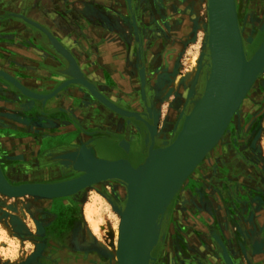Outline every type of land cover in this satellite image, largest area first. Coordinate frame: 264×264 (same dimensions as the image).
<instances>
[{"label": "rangeland", "instance_id": "374dc122", "mask_svg": "<svg viewBox=\"0 0 264 264\" xmlns=\"http://www.w3.org/2000/svg\"><path fill=\"white\" fill-rule=\"evenodd\" d=\"M86 1L83 0V3ZM0 2H8V0H0ZM11 2H19L23 6L27 0H11ZM81 2L77 0L69 3L67 11L77 10L75 5ZM204 2L205 0H129L131 6L137 10L134 12L136 16L131 21L126 10L123 12L118 7L110 8L112 11L110 20L114 23V29L122 33L125 38L123 48L122 45L115 43L114 52L118 54L117 49L124 50L126 57H122L123 59L119 61L132 83L130 86L133 90L132 94L136 93L140 101L137 70L142 68L153 76L148 80L145 89L148 93L147 106L151 108L155 102L159 105V108L152 112L157 114L158 131L165 118L168 123L167 114L171 110L170 104L173 100V104L175 103L176 88L170 82V78L174 75L185 76L196 57L197 72L198 76L200 75V79L196 76L197 83H200L204 70L208 68L204 64L209 63V51L200 57L205 40L204 25L207 21ZM178 19L182 21L181 33L175 32L173 27L176 23L174 26L179 29ZM15 20L21 22L19 19ZM133 20H135L134 24ZM238 21L243 24L239 16ZM131 24L138 27L141 37H134ZM260 31L259 37L255 40L251 41L248 38L247 41V34L244 35L246 39L242 38L248 57L263 40V28ZM172 32L180 36L182 46L173 70L159 74L162 65L159 59L171 58L172 53L177 49L171 40ZM7 34L9 33L5 32V35ZM118 39L116 33L113 41L119 42L121 38ZM254 42L255 45L258 42L259 44L251 53L250 49ZM67 46L80 59L81 66L89 68L91 62L84 63L80 58L82 55L86 56L85 47L79 44ZM74 46H78L81 53L76 52ZM17 55L13 56L14 62H9V65L20 70L29 68L32 72V64L17 60ZM137 55H140V59ZM116 57L113 59L114 65L111 66L114 73L120 72L121 69ZM134 64L136 66L133 67ZM46 77L49 79L50 73ZM102 78L104 84L114 87V90H118L117 93L122 91L118 95L125 97L126 90L118 81ZM253 85L223 138L196 166L172 199L168 206V217H166L167 210L161 215V231H164V237L158 240L151 253L155 257L152 264H199L200 262L258 264L251 255L255 254V249L248 247L250 255H247L238 243L241 239L240 234L243 232L247 234L245 221L253 211L254 202H263L262 198H264V78L262 82L259 79ZM8 96L12 97L11 94ZM191 103V99H188L185 105H182V111L185 112V107ZM11 116L20 115L0 102V164L6 171L11 170L7 173L9 179H12V172L24 171L22 177L11 181L29 178L55 181L76 175L73 173L68 176H55L56 178L46 174L34 176L32 173L39 174L46 165L43 166L41 160L38 161L37 148L33 143L31 149L26 148L27 135L15 134L10 129ZM18 118L23 119V115ZM32 120L39 122L34 118ZM59 167V165L52 166L45 170H59ZM189 180L194 184L192 188H188ZM116 185L108 181L102 185L86 188L76 196L54 200H34L29 196L10 198L0 194V264H54L56 260L66 261L68 264H75L74 261H78V264H115L114 247L120 216L97 189L104 188L109 198L115 201L117 198L112 187H115L121 195L124 193L121 191L123 186ZM80 194L82 197L78 199ZM182 194L185 199L178 206ZM88 207H90L89 218L86 215ZM204 214L209 218L206 219ZM188 218L196 220L199 226L191 223L192 220ZM92 222L96 223V229ZM171 225L174 228L172 230L169 229ZM213 229L218 235L209 233ZM6 247L7 249H4ZM224 254L230 257L231 262L222 259L223 256L220 255Z\"/></svg>", "mask_w": 264, "mask_h": 264}, {"label": "water", "instance_id": "95a60500", "mask_svg": "<svg viewBox=\"0 0 264 264\" xmlns=\"http://www.w3.org/2000/svg\"><path fill=\"white\" fill-rule=\"evenodd\" d=\"M99 1L112 5L110 8L118 7L123 12L126 10L130 21L136 16L134 12L137 10L131 6L129 0ZM10 2L8 0L7 5L0 2V102L18 113V117L23 115V119L11 116L10 129L15 134L27 135L26 148L31 149L32 143L36 146L38 161L41 160L43 166L46 165L45 169L59 165L57 177L73 173L76 176L52 182L13 184L15 181L7 177L11 170L6 171L0 164V194L10 198L29 196L34 200H54L76 196L86 188L108 181L121 185V191L124 192L122 195L112 187L117 198L115 201L109 198L104 188L97 189L120 216L119 258L117 262L115 260V264H152L155 257L151 253L158 240L163 239L164 231L161 235L158 232L157 238L152 240L143 260L141 237L145 224L153 221L163 210H167L168 217V206L182 183L223 138L254 79L258 73L264 71V38L247 59L238 28L235 0H208L210 34H206V23L205 40L200 54V57L206 55L210 49L211 66L207 62L204 64L210 68L214 78L208 119L198 129L188 130V116L183 110L169 136L162 137L163 141L158 143L157 133L166 127L167 119L165 118L158 131L157 114L152 113L147 106L148 93L145 87L148 80L153 78L151 74L146 76L144 69L137 70L140 83L137 90L145 107L141 114L144 118H137L130 110L113 102L104 90L99 89L100 84L88 76V72L98 75L96 69L83 68L76 54L50 28L24 14L10 11ZM71 2L68 1L66 5ZM178 21L179 29L175 28L176 23L173 27L175 32L181 33L182 21ZM132 28L134 37H141L138 27L133 25ZM5 32L9 34L5 35ZM114 33H117V38H121L120 41L123 40V48V34L115 30ZM115 43L118 44V41ZM15 54H18L17 60L32 64V72L29 68L20 70L9 65V62H14ZM103 54L106 52L103 51ZM137 58L140 59V55ZM120 66V72L112 73V80L115 79L114 81L124 87V96L131 104V101H136L135 95L130 93V87L127 90L125 83L130 84L129 86L132 83L123 71L122 64ZM44 69L49 71V79L43 73ZM99 77L102 85L113 89L103 83V76ZM71 90H77L79 94L74 91L69 93ZM179 91L177 89L174 96ZM60 93L70 103L68 107L64 104L61 108H53L52 102ZM87 101L103 106L125 121L113 132L80 140L81 133L90 132L78 125L79 122L70 109L81 107ZM96 110L99 111L97 107ZM56 114L67 118L63 119L66 125L60 127L59 132L56 127L48 126L49 119ZM171 114L169 110L167 115ZM32 118L39 122H34ZM72 124L77 128L70 127ZM93 135L100 133L94 132ZM131 135L134 137L130 138ZM64 140L68 143H64ZM135 142L140 143L143 152V157L138 162H133L129 157ZM109 144H114L124 156L115 159L99 156L98 152L106 153L110 150ZM93 183L96 184L92 185ZM220 256L226 262H231L228 255ZM254 260L262 264L260 260Z\"/></svg>", "mask_w": 264, "mask_h": 264}, {"label": "crops", "instance_id": "0c3cea01", "mask_svg": "<svg viewBox=\"0 0 264 264\" xmlns=\"http://www.w3.org/2000/svg\"><path fill=\"white\" fill-rule=\"evenodd\" d=\"M68 1L76 2L77 0H27V3L25 5L23 4V6L20 5L19 2H10L9 4H11V7L9 10L24 14L28 18L35 19L40 24L50 28L62 42L67 45L79 44L80 46H84L86 49V56L82 55L80 57L82 62L86 63V61H90L91 63L89 66L87 65L90 70L96 69L99 76L106 77L108 81H110V79L112 80L113 71L111 70V66L114 57L120 55L118 57L120 60L126 57V54L121 48L117 49L118 54L114 52V50H116L115 42L113 41L115 29L113 21L110 20V15L112 14L110 5L104 1L100 2L99 0H87L84 3L83 0H80L82 1L81 4L75 5L77 10L69 12V10L67 11L68 7L66 5ZM3 3L7 5L8 2ZM118 44L121 45L122 41L119 40ZM73 49L81 53L78 46H74ZM103 51H105L106 54H103ZM0 69H2L1 64ZM43 73L45 75L49 74L46 69L43 70ZM88 74L92 80L100 84V89L105 90L113 102L120 105L121 102L125 103V101H127L125 97L118 95L116 92L118 90H114V87L113 89H107L103 86L98 75H94L92 72H88ZM73 91L79 94L77 90H71L69 93ZM65 92L67 91L65 90ZM63 95L60 93L52 102L53 108H61L64 104L68 107L70 101L64 100L65 96ZM84 104L85 105H81V107L70 109L71 113L77 117V120L81 123V127L85 131L90 132L88 136L81 133L80 140H86L94 138L95 136H102L107 132H113L124 121V118H121V121L116 123L120 117L114 115L113 112L103 106L94 105L89 101ZM96 107L99 111L96 110ZM135 109L139 113H142L141 107H136ZM137 111L130 110V112H134L136 115L144 118L143 115L136 113ZM62 117L63 115L61 114L54 115L52 119H49L48 126L56 127L55 129H58L59 132L61 130L60 127L66 125L61 119ZM94 132H98L100 135H93ZM63 142L68 143L67 140ZM98 154L101 157L108 158L106 153L98 152ZM4 249H7V247Z\"/></svg>", "mask_w": 264, "mask_h": 264}, {"label": "bare ground", "instance_id": "6f19581e", "mask_svg": "<svg viewBox=\"0 0 264 264\" xmlns=\"http://www.w3.org/2000/svg\"><path fill=\"white\" fill-rule=\"evenodd\" d=\"M235 3H236V1H235ZM204 7H205V11H206L205 13L207 15L206 32H207V34L209 36L210 29H209V21H208V0H205ZM252 7H255L254 8V13H253L254 17L252 18V22H250V24L248 25L247 29H245V27H244L245 24L244 23L243 24L239 23L238 14H237L238 28H239L241 37L243 38L244 35L247 34V36H248L247 39H246L247 41H248V38L251 41H252V39L255 40L256 38H258L260 30L263 28V25H261L262 23H260V17L263 14V12L261 10L264 8V0H256L255 6L253 5ZM237 12L238 11H237V6H236V13ZM132 22L134 24L135 20H133ZM242 43H243V41H242ZM243 47H244V44H243ZM208 51H209V53H208L209 65L211 66V52H210V49ZM244 51L246 52L245 48H244ZM249 58L250 57L247 56V59H249ZM192 62L193 63L191 65V67H190V70L188 69L187 74L185 76H181V75L179 76V75H174L173 74L174 76H172L170 78V82H172L174 88H176L175 92H177V89H180V91L175 95V103L171 106V110L170 111L172 112V114L170 116L168 115V119L171 121V123L169 124V120H168L166 128H164L160 133H157L156 140H157L158 143L163 141L161 139L162 137L169 136L171 130L174 128L176 122L180 118V112L182 111V108H183L182 105L184 106L188 99L189 100L191 99L192 103L188 104V106L185 107V111H186V114L188 116L187 129L188 130H196L200 126H202L208 119V110H209V108H210V106L212 104V91H213L212 85L214 83V78H213V76L211 74L210 68H207V69L204 70L205 73L202 74L203 76L201 78L200 83H197L196 81L198 79H200L199 78L200 75L198 76L199 73L197 72L198 71V68H197V64L198 63L196 64L197 57L194 58ZM133 66H136V64H134ZM71 72H73V71H71ZM196 76H198V79H196ZM263 78H264V76H263V71H262V72L258 73L256 78L254 79V82L256 83L257 81H259V79H260V82H262ZM254 82L252 83L250 89L252 88V86H254L253 85V84H255ZM123 83H125V81H123ZM125 84H127V90H128V88L130 87L129 86L130 84L129 85H128V83H125ZM183 87H185V89H183ZM249 90H248V92H249ZM159 92L160 91H158V93ZM130 93H132V91ZM162 94H163V92H162ZM243 100H242V102H243ZM152 101H153V99H152ZM131 102H132L131 105H132L133 108H136V107L140 108V105L138 104L137 101H131ZM132 114H134L137 118H139V116L136 115L134 112H132ZM119 121H121V117H120V119H118L116 121V123H118ZM109 145L111 146V148H110V150L108 152H106V154L108 156V159H115V158L124 156V153H122L121 150L116 149L114 147L115 146L114 144H112V145L109 144ZM129 157H130V159L133 162H138L139 160L142 159L143 152H142V147H141L139 142H136L133 145V148H132V150H131V152L129 154ZM22 172H24V171L22 170L21 172H14V173L12 172V174H11V178L12 179H10V180H13V179L15 180L16 178L18 179L20 176L22 177ZM32 174H34V176H37V175L38 176H42V175L46 174V175H49L50 177L51 176L55 177V176H58L59 170L58 169H52V171L51 170H42L41 172H39V174L37 172H34ZM184 182L182 184H184ZM94 184H96V183H93L92 185H94ZM89 212H90V207H88L86 209V215H87L88 218H89ZM164 212H165V210L161 211L153 221L147 222L145 224L144 230L142 232V237H141V240H142L141 259H143V260H144V257L146 255V253H148V251L150 249V245H151L152 240L157 238L158 232H160V235L162 234V231H161V227H162L161 215ZM117 224H118V222H117ZM92 225H93V227L95 229L97 228V225H96L95 222H92ZM119 238H120V229L117 231V240H116L115 247H114V253H115L116 261H118V258H119V250H118Z\"/></svg>", "mask_w": 264, "mask_h": 264}, {"label": "flooded vegetation", "instance_id": "af4514ba", "mask_svg": "<svg viewBox=\"0 0 264 264\" xmlns=\"http://www.w3.org/2000/svg\"><path fill=\"white\" fill-rule=\"evenodd\" d=\"M255 0H236V6H237V11H238V16H239V20L242 21L245 24V29L248 28V25L250 24V22H252V18L254 17L253 13H254V8L252 7L253 5L255 6ZM264 12V8L262 9ZM260 23H262L261 25H263V35L262 38L264 37V14H262V16L260 17ZM261 32V31H260ZM260 34V33H259ZM244 38L246 39V37L244 36ZM172 42L174 43V45L177 46V49H175V51L172 53L171 58L167 59L168 61H166V59L164 60V57L160 58V62H162V65H159L160 70L158 71L159 74H165L168 73L169 71L171 72L175 66V62L176 59L178 57L179 51H180V47L182 46V44L180 43V36L178 34H175L172 32ZM262 40V39H261ZM260 42V41H259ZM258 42V44H259ZM258 44L255 45V42L252 44V49L251 53L256 49V47L258 46ZM250 53V54H251ZM119 55H117V63L120 64V61L118 59ZM114 65V63H113ZM126 71V70H125ZM146 76H147V72H146ZM100 89V87H99ZM101 90V89H100ZM105 91V90H104ZM133 91V90H132ZM105 93L107 94V92L105 91ZM119 93H122V91H119ZM118 93V94H119ZM134 93V92H133ZM133 95H135V100L138 102V104L140 105V107L142 108V113L144 112V104L139 100L138 96L136 93H134ZM148 96V95H147ZM127 100V98H126ZM118 104V103H117ZM119 105V104H118ZM120 106L129 109V110H133V111H137L135 108H132V105L128 102L125 101V103L121 102ZM157 108H159L158 103H153V106L150 108V106H148V109L152 112H154ZM136 113H139L138 111ZM139 113V114H142ZM77 119V117H75ZM63 119H67L64 115L61 118ZM79 122V121H78ZM78 125L81 126V123H78ZM73 128H77L76 125L70 126ZM88 136V134H85ZM134 137L133 135L130 136ZM31 174V173H30ZM29 174V175H30ZM76 176V175H74ZM52 182L54 180H50V179H25V180H19L14 182L13 184H20L22 182ZM193 182L191 180H189L188 183V188H192L193 187ZM82 194H80V196H78V199H81ZM184 194L180 195L179 198V202H178V206L183 203L182 201L184 200ZM263 202H254L253 205V211H251L248 215L247 220L245 221V226H246V230H247V234H245L244 232L242 234H240V240H239V246H241L243 248V250L246 252L247 255H250L249 253V248L248 247H252L253 249H255V254H251L254 258L258 259L261 261L262 264H264V198H262ZM205 206V205H204ZM66 208V207H65ZM64 209V208H62ZM173 215V214H172ZM206 219L209 218L208 215H203ZM173 218V217H171ZM189 220H192L191 223L199 226L196 222V220H194L193 218H188ZM209 220V219H208ZM59 221H61V218H59ZM170 230L174 229L173 225H171L169 227ZM209 233L211 235H218L217 231L210 230ZM243 238V239H242ZM249 244V245H248ZM238 247V244H237ZM78 261H74L75 264ZM54 264H68L66 261H62V260H56L54 261ZM199 264H209L207 262H200Z\"/></svg>", "mask_w": 264, "mask_h": 264}]
</instances>
